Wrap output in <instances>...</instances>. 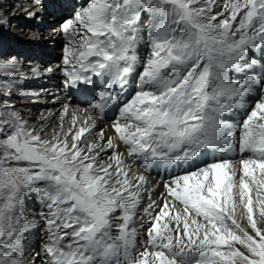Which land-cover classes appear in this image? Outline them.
I'll use <instances>...</instances> for the list:
<instances>
[{
	"label": "snow or ice",
	"instance_id": "obj_1",
	"mask_svg": "<svg viewBox=\"0 0 264 264\" xmlns=\"http://www.w3.org/2000/svg\"><path fill=\"white\" fill-rule=\"evenodd\" d=\"M60 7L61 63L44 74L63 99L38 125L16 101L43 90L0 56V264H264V0Z\"/></svg>",
	"mask_w": 264,
	"mask_h": 264
},
{
	"label": "rangeland",
	"instance_id": "obj_2",
	"mask_svg": "<svg viewBox=\"0 0 264 264\" xmlns=\"http://www.w3.org/2000/svg\"><path fill=\"white\" fill-rule=\"evenodd\" d=\"M37 2L38 0H9V3H8L7 0H0V15H2L4 19L10 21V23L6 25V30L3 33H0V56H7L8 58L15 57L17 59L18 65L21 66L20 68L23 71H25V72H22V71L21 72L25 74L27 78L28 76L29 78L31 77V72H26V69L27 70L30 69L29 67L30 65L39 67L40 69L44 70L50 67L52 64L61 63V60H60L61 55L55 54L56 55L55 58H51V59L45 58L42 61H40L42 62V64L40 63L39 65L40 54H43V53L39 51L37 47L32 46L33 44L32 41L35 40L34 45H39L41 44V42H39V39H40L39 37L41 36L42 31L44 30L47 31L52 28L54 29V31L56 30L55 28L59 29L62 20L66 17V14L62 15L65 9L60 7V5L62 4L60 3V0H44V4L46 6L45 10L46 11L48 10V12L45 15L42 14L43 16L38 15V17L35 19V22L28 21L29 19L27 18L24 10L26 8L35 7V4ZM53 4H56L58 8L55 9ZM42 18L43 20H41ZM45 31L44 33H46ZM29 39L31 40L28 42ZM63 42H64V39H63ZM55 49L56 48L53 47L51 53L55 52ZM56 50L62 51V46L60 49H56ZM142 54L144 56L146 55V52L144 51V49L142 50ZM43 62L46 64V66L43 65ZM49 64L50 66H48ZM23 87L27 90H41L40 88L36 89L35 87L32 89H28L27 86L25 87L24 85ZM19 102H21L22 104H17V105L18 106L24 105L25 107L23 108V110H25V112L33 109V113H34L33 118L41 115L42 113L41 110H39L38 112L35 111V108L42 106L41 105L42 103L40 100H39V103L34 102L32 100H21ZM45 109L49 110L50 108L45 106L42 110L45 111ZM33 118L29 119V122H32V124L35 123L36 125L38 122L36 121V119H33ZM51 123H53V121ZM51 132H52V129L49 133ZM29 203L30 202L28 201L27 208H26V214L29 218H31L32 215L30 212L32 209H30ZM41 235H42V232H41ZM41 237L42 236L37 238L35 236H32L31 241L29 242L28 251L24 253V257L28 255L27 257L30 258L34 255L33 254L30 256L29 254L30 252L31 254L34 253L33 250L38 247ZM27 257L25 258L28 259Z\"/></svg>",
	"mask_w": 264,
	"mask_h": 264
},
{
	"label": "bare ground",
	"instance_id": "obj_3",
	"mask_svg": "<svg viewBox=\"0 0 264 264\" xmlns=\"http://www.w3.org/2000/svg\"><path fill=\"white\" fill-rule=\"evenodd\" d=\"M8 1V3H9V0H7ZM2 2V1H1ZM27 7V6H26ZM33 8V7H32ZM66 10H64V12L62 13V15L64 14H66V12H65ZM43 12V13H42ZM48 12V10L46 11V10H43V11H41L40 12V14L39 15H45L46 13ZM42 15V16H43ZM38 17V16H37ZM36 17V18H37ZM35 18V19H36ZM57 18V17H56ZM35 19H32V20H28V21H33V22H35ZM41 20H43V18L41 19ZM47 22H49V21H47ZM39 25V24H38ZM56 30L54 31V29L52 28V29H49V30H47V31H45L46 33H44V31H42L41 32V36L39 37L40 39H39V42H41V44H39V45H34V41L35 40H33L32 42H33V44H32V46H35V47H37L38 49H39V51H41L43 54H40V59H39V65H40V63L42 64V62H40V61H42L43 59H45V58H47V59H51V58H55V54H60L61 56H62V51H60V50H56V49H60L61 48V46L65 43V41L63 42V37L62 36H60V35H58V28H55ZM43 30V29H42ZM53 30V31H52ZM31 39H29L28 40V42L30 41ZM17 41V40H16ZM21 41V40H20ZM19 41V42H20ZM53 47H55L56 49H55V52H53V53H51L52 52V48ZM142 50H143V48H141L140 50H139V55H140V57L141 58H143L144 57V55L142 54ZM19 54V53H18ZM17 55V54H16ZM57 58V57H56ZM36 64V63H35ZM38 64V63H37ZM27 65V64H26ZM43 65H45L46 66V64L43 62ZM55 65H57V64H52L51 65V67H55ZM20 66V65H19ZM36 66H38V65H36ZM48 66H50V64L48 65ZM29 69V68H28ZM30 70V69H29ZM29 70H27L26 69V72H31V70L29 71ZM45 70V69H44ZM44 70L43 69H41V73H42V75H41V78L40 79H35V78H33L32 76L29 78V76H28V78H26V79H24V80H21V81H19L20 82V84L22 83L25 87L27 86V88L28 89H32V88H40L41 90H43V93L41 94V96H40V101H41V107H37V108H35V111H39V110H41L42 111V113H44V114H47V111L48 110H46L45 109V111L44 110H42L45 106L46 107H49L50 109L49 110H55V109H58L59 108V105H55V108L53 107V104H52V101H51V99L49 98V95L50 94H52V93H57V94H59V95H61V97H62V99H63V93L59 90V88H58V82H59V73H54V74H44ZM20 71H22V72H25V71H23L21 68H20ZM21 72V73H22ZM43 88V89H42ZM35 91H40V90H35ZM26 102V101H25ZM16 103L17 104H22L21 102H19V101H16ZM39 103V102H38ZM35 105V104H34ZM37 105V104H36ZM79 104H76V103H73L72 102V107L75 109L77 106H78ZM29 106H31V105H29ZM23 115L25 116V118L26 119H32L33 117H34V113H33V109L32 110H28V111H26L25 112V110H23ZM89 115H92L91 113H84V112H82L81 113V119L82 120H86V118H87V116H89ZM39 118H40V115L39 116H36L35 117V119H36V121L38 122L36 125H38L39 124ZM33 121V120H32ZM35 121V120H34ZM52 122V121H51ZM30 124H32V122H29ZM34 123V122H33ZM109 123H110V121L109 120H98V124H99V126L100 127H104L105 129H107L108 127H109ZM35 124V123H34ZM57 127V122L55 121V120H53V123H51V127L48 129V131L50 132L51 131V129H53V128H56ZM109 135H112V132H109L108 133ZM123 150V149H122ZM235 159H237L238 160V158L237 157H235ZM157 176V174H156V171L155 170H153L152 172H151V174L149 175V179L150 180H152V181H157V178H155ZM29 207H30V209H32L31 210V215L33 216L34 215V209L35 210H39V204L37 203V201L35 200V199H30L29 200ZM33 236H35V237H37V238H39L40 236H42L41 235V233H38V234H35V235H33ZM28 247H29V245H28ZM36 248V247H35ZM34 253H32L31 254V252H30V256L31 255H33ZM28 256V255H27ZM27 256H25V257H27ZM24 257V258H25ZM28 259H31V257L29 258V257H27ZM26 259V258H25Z\"/></svg>",
	"mask_w": 264,
	"mask_h": 264
}]
</instances>
